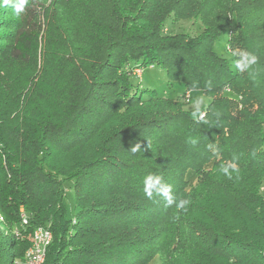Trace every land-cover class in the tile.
Masks as SVG:
<instances>
[{
	"label": "trees",
	"instance_id": "1",
	"mask_svg": "<svg viewBox=\"0 0 264 264\" xmlns=\"http://www.w3.org/2000/svg\"><path fill=\"white\" fill-rule=\"evenodd\" d=\"M62 1L28 80L0 70V264L39 227L44 264H264V0ZM18 3L0 0V68L36 50L38 13ZM171 17L200 32L164 34ZM224 33L230 61L214 51ZM247 52L257 64L239 68ZM151 67L184 92L132 83Z\"/></svg>",
	"mask_w": 264,
	"mask_h": 264
},
{
	"label": "rangeland",
	"instance_id": "2",
	"mask_svg": "<svg viewBox=\"0 0 264 264\" xmlns=\"http://www.w3.org/2000/svg\"><path fill=\"white\" fill-rule=\"evenodd\" d=\"M18 1V0H17ZM58 2V5L53 8L51 7L52 0H27V5L34 8L35 12L38 13V26L39 31L36 35V50L34 52V55L32 56V59L29 64H23V63H6L2 65V70L4 73L7 74V77L11 80L12 83H14V80H20L22 83L26 82L29 77V73L35 66H37L40 62V51L41 47L44 41V38L46 39L48 36L52 35L54 32L48 33L46 29L49 27L48 24H46V20L48 18L49 21L52 23L58 22L62 19L63 14L67 11V6L64 5L62 0H56ZM6 32V31H5ZM47 34V37L46 34ZM189 33L190 35H195L200 32V27L198 24L194 22L189 21H182V20H176L175 18L171 17L169 18L164 25L163 33L166 35H174L178 33ZM45 34V35H44ZM8 37H11L8 36ZM226 34H222L220 39L215 43L214 45V51L221 55L223 58L230 61V55L225 52V42H226ZM135 77H131V81L134 85L139 84L141 89H152L157 91L165 92L167 96L169 97H177L178 95L182 94L184 90L182 89L181 85H175L174 87L170 88L167 85V81L165 78V74L156 67H151L147 69H142V71H135L134 72ZM138 78V79H137ZM203 96L199 92H192L188 96V102L185 108L190 111H194L197 113H202L203 109L207 106L209 99L207 98L206 104L203 105H196L195 101L198 97ZM192 177L189 178V181L192 182ZM261 192L264 195V183L261 187ZM65 206L67 209V214L71 216L74 213V191L72 187L66 188V197L64 199ZM0 233L4 236H6L7 241H9V235L5 229V226L2 222H0ZM12 254L13 249L10 248V257L9 262L5 264H12ZM12 259V260H11ZM150 264H160L157 257H155Z\"/></svg>",
	"mask_w": 264,
	"mask_h": 264
},
{
	"label": "clouds",
	"instance_id": "3",
	"mask_svg": "<svg viewBox=\"0 0 264 264\" xmlns=\"http://www.w3.org/2000/svg\"><path fill=\"white\" fill-rule=\"evenodd\" d=\"M27 3V0H19V3L16 5V12L17 14H19L20 12L23 11L25 4ZM235 53H232V55ZM258 61V56L257 54H255L254 52H247L243 54L242 60L237 62V66L239 68H247V69H251L252 66L256 65ZM206 100L207 98L200 96L196 99L195 104L196 105H203L206 104ZM195 113H193L194 115ZM131 151L132 152H138L140 151V147L139 144H134L131 146ZM234 160L236 159L235 157L233 158ZM229 168L232 169L233 172H239V169L237 168L235 163H230L228 166L226 167H222L221 171L223 172L224 175L228 176L229 178H231V172L229 171ZM158 183V177L157 178H153L151 176H148L145 180H144V192L145 194L150 198V193H151V189ZM162 191L165 193V195H167V188H163ZM186 203H190V201H185V200H181L176 207L177 208H184ZM187 211V209H185V212Z\"/></svg>",
	"mask_w": 264,
	"mask_h": 264
},
{
	"label": "bare ground",
	"instance_id": "4",
	"mask_svg": "<svg viewBox=\"0 0 264 264\" xmlns=\"http://www.w3.org/2000/svg\"><path fill=\"white\" fill-rule=\"evenodd\" d=\"M52 240V234L49 233V230L46 228L39 227L33 232L32 236V244L26 250L24 256L21 259H13L12 264H33L32 260L33 257H38V264H44L45 256H46V249L49 243H43V240ZM43 243V247L42 246ZM38 247L40 249V255L38 256Z\"/></svg>",
	"mask_w": 264,
	"mask_h": 264
},
{
	"label": "built area",
	"instance_id": "5",
	"mask_svg": "<svg viewBox=\"0 0 264 264\" xmlns=\"http://www.w3.org/2000/svg\"><path fill=\"white\" fill-rule=\"evenodd\" d=\"M138 72V71H137ZM204 116V114H200V118H202ZM51 231L49 230V233H50ZM16 234H17V232H15ZM52 242V240H43V243H51ZM43 243H42V246L41 247H43ZM32 247V246H31ZM41 247H38V256L40 255V249H41ZM30 261H32L33 262V264H38V257H33V259L32 260H30Z\"/></svg>",
	"mask_w": 264,
	"mask_h": 264
}]
</instances>
